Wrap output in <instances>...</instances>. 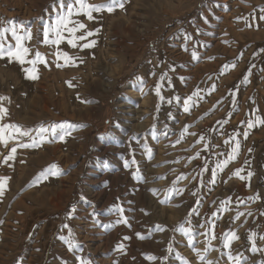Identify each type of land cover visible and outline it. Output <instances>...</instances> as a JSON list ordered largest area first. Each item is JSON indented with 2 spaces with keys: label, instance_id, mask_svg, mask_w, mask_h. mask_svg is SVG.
Instances as JSON below:
<instances>
[{
  "label": "rangeland",
  "instance_id": "rangeland-1",
  "mask_svg": "<svg viewBox=\"0 0 264 264\" xmlns=\"http://www.w3.org/2000/svg\"><path fill=\"white\" fill-rule=\"evenodd\" d=\"M54 3L0 0V21L32 29L28 59L39 51L47 60L33 80L23 70L31 65L0 59V96L9 98L0 101L2 122L83 125L63 142L17 147L11 167L0 163V177H10L0 198V264H264V124L247 128L264 119V0H123V9L92 20L74 16L86 25L77 35L99 32L78 42L95 40L92 48L63 41L59 50L79 58L63 67L57 46L42 43ZM197 89L185 112L183 100ZM237 132L238 155L218 169ZM16 144L0 145V161ZM53 164L63 174L38 179ZM65 224L71 249L61 239ZM180 225L191 229L192 245ZM226 232L239 237L230 248Z\"/></svg>",
  "mask_w": 264,
  "mask_h": 264
},
{
  "label": "snow or ice",
  "instance_id": "snow-or-ice-1",
  "mask_svg": "<svg viewBox=\"0 0 264 264\" xmlns=\"http://www.w3.org/2000/svg\"><path fill=\"white\" fill-rule=\"evenodd\" d=\"M52 7L56 10L55 19L54 21L50 23H45L43 25L42 31H43L44 39L42 43L57 46L55 56L57 57L58 61L63 60L64 62L63 64L57 63V67H63V66H77L75 64V60L79 59L76 57L69 56L67 52H63L59 50L58 46L63 41L66 40L67 44L70 45L72 48L80 47L81 50L86 48H92L96 44L95 40H91L83 44H79L78 42L87 41L88 37H91L99 32V29H96L95 32L84 31L82 34L77 35V32L86 29V25L82 22H79L78 20L73 19V17L84 15L87 17L88 20H92L94 19L93 13H101L103 11L112 13L116 8L123 9L124 4H123V0H107V3L104 4H91L87 2V0H67V2L66 0H56V3H54ZM261 12H264V9H261ZM259 20L264 21V15L259 16ZM247 26L251 28L253 27V24H247ZM255 27L258 29L259 25L256 24ZM65 33H67V35H65ZM9 37L11 38V42L9 41ZM31 39H32V29L26 26V22H13L11 20L0 21V59L7 58L9 62L15 61L20 65H24V64L31 65V67L24 68L23 70L26 73L27 78L35 80L38 78L37 67H36L37 64L44 63L45 65H47V60L39 51L35 52L34 58L28 59L29 55L31 54V49L27 46V43L30 42ZM185 39L191 40L192 39L191 34H185ZM185 50H187L186 47ZM261 51H264V49H261ZM192 58L194 60L198 59L197 53L195 51L192 52ZM232 66L234 67V65ZM228 67H229L228 65L224 66L225 69H227ZM170 70L175 71L174 68H171ZM165 76H167V73L163 74L161 76V79L163 80ZM137 79L141 80V78L139 77H137ZM181 79H183V77H181ZM68 83L70 87L73 86L71 82ZM159 89H160V85H157L156 93L158 96L160 95ZM211 90H215V85L212 86ZM198 94H199V89H197L195 92L192 93V95L188 96L183 100V107L185 112L189 111L190 101L193 100V97L198 96ZM8 99H9L8 97L0 96V101L8 100ZM160 99L163 100L164 97L161 96ZM175 100L179 102L181 100V97L176 96ZM84 102H88V101H84ZM168 102L171 103V100H169ZM7 115H8V109L5 108L2 103H0V145L7 147L10 141H17L16 146L12 147L8 155H6L3 158V160L0 161V163H2L3 165H7L9 167L12 166L9 162L15 161L16 159L17 147L38 148L43 143L46 142L51 143L57 140L63 142L65 141V138L71 134L70 129L83 126V125H79V126L74 125L71 124L70 122L64 121L60 123H51L48 126L40 125L35 130L25 129L23 128L22 125L3 123L2 121L4 117ZM224 123H227V121H224ZM258 124H264V119H262L259 116H257L255 120H248L247 128L252 129ZM33 131H35L36 133L35 136L32 135ZM193 135L195 134L193 133ZM238 135H240L239 132L234 133L230 136L229 140H226L224 142L225 144H231L233 141H235L234 146L232 147V151L228 155V159L224 160L222 164L216 165L218 169L222 170L223 167H225L231 160L235 159L236 156L238 155V150L240 147L239 140L236 139ZM248 135H249L248 131H244L243 136L245 139L248 137ZM23 137H28L31 142L30 143L20 142L21 138ZM203 139L204 137L201 136L200 140L202 141ZM207 147L208 145H205V150H207ZM197 156H199V153H197ZM131 163H135V160H132ZM129 166H130L129 162L126 161L125 167H129ZM241 171L242 169H238L234 173V175L239 176ZM61 174L63 173L61 172L60 168L57 165L53 164L49 166L48 169H45L40 174V177L38 179H47L48 176H58ZM216 175H217L216 171L213 170L212 171L213 178H215ZM248 175L251 176L252 173H248ZM134 178H136L135 174H134ZM240 178L245 179V177L243 176H240ZM180 179H183V177H180ZM9 180L10 177L8 176L0 177V198H3V196L5 195ZM212 182L214 183V179ZM170 199L171 197L169 196L164 200H161L160 203L166 204L169 202ZM249 199H253V198L249 197ZM228 202L230 203V201ZM117 211L122 213L124 210L122 208H118ZM241 215H243V213H237L236 219H239ZM117 222L127 223V220L121 217V220ZM188 223H190V221H188ZM102 226L105 228L110 227V225H102ZM64 227L69 229V235L68 237H61V239L65 240V242L68 244L69 248L71 249L76 246L74 244L73 239H71V237H73V233L67 224H65ZM155 227L157 230H162L160 225H156ZM177 230L180 231L182 234L189 236V245L193 244V241L191 239L190 228H185L183 225H180ZM253 236H255L254 233L250 235L248 239L253 244L252 251H256L257 249L255 247ZM137 237L140 239L146 238L139 233H137ZM212 238H215L214 234ZM260 238L264 239V237H260ZM126 239L128 238L126 237ZM222 239L225 241L224 246L230 248L231 242L236 239H239V237L235 232H226L224 233ZM148 259H155V258L148 257ZM78 260H79V264H91L90 260L85 259L83 257H78Z\"/></svg>",
  "mask_w": 264,
  "mask_h": 264
}]
</instances>
